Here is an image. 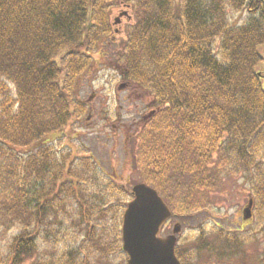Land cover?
<instances>
[{
  "label": "trees",
  "instance_id": "obj_1",
  "mask_svg": "<svg viewBox=\"0 0 264 264\" xmlns=\"http://www.w3.org/2000/svg\"><path fill=\"white\" fill-rule=\"evenodd\" d=\"M118 2L0 0V221L16 229L11 264L39 253L41 241H63L46 264H97L121 248L128 192L91 157L78 161L44 140L87 111L77 97L80 78L112 34ZM130 3L137 18L115 65L157 110L140 135L144 181L173 190L167 200L174 214L191 215L200 209L195 190L246 172L264 220V77L257 70L264 0ZM232 11L246 12V20L234 24ZM213 228L215 240L202 229L188 242L194 249L181 253L180 246L187 263L205 249L237 253L247 238ZM80 232L85 239L68 244Z\"/></svg>",
  "mask_w": 264,
  "mask_h": 264
},
{
  "label": "rangeland",
  "instance_id": "obj_2",
  "mask_svg": "<svg viewBox=\"0 0 264 264\" xmlns=\"http://www.w3.org/2000/svg\"><path fill=\"white\" fill-rule=\"evenodd\" d=\"M124 10H128L131 17L124 16L120 24L113 25L112 34L99 45V52L95 54L92 69L80 78L77 97L87 105V111L81 117L73 116L62 132L50 134L44 140L53 144L58 152L72 150V155L77 156L78 161L82 157H91L102 176L112 179L128 192L127 196L122 197L126 200L125 208H127L128 203L133 200L134 186L140 183L152 186L143 179L137 153L141 132L147 128V121L153 115L146 118L152 110L147 108L152 99L150 94L130 81H124L115 65L121 43L127 38L128 30L137 18L135 11L119 0L111 12L112 21ZM230 16L233 23L239 25L246 20L247 13L232 11ZM259 50L263 60L257 70L264 72V44ZM123 83L125 87L120 88ZM11 86L14 88L13 84ZM27 149L22 148L23 151ZM248 175L242 171L235 174L226 173L222 178L216 179L211 189L195 190L193 202L200 209L195 210L191 215H173L161 232V235L172 233L174 225L181 224L178 245L181 246V253H183L186 249H194L191 247L192 243L188 242H194V239H197L196 235L201 233L202 229L209 240H215L213 233L217 231L213 227L216 223L240 236L247 237L243 241V246L237 253H227V255L205 249L194 254L188 263L184 257L183 262L187 264H264V220L260 217L262 208L253 209V218L247 221L243 219V210L249 199L254 198L255 193L253 181ZM158 192L165 201H168L167 199H170L173 194L175 195L171 189ZM171 208L174 210L173 207ZM15 233L16 229L0 221V264L12 262L11 243ZM61 238L62 235L57 240ZM84 239V233L80 232L74 242L68 241V244H75ZM62 243L63 241L54 245V243L45 244L41 241L39 253L26 256L21 264H46L59 255V251L64 248ZM127 259L122 250L121 241V248L111 254L110 260L98 261V263L126 264Z\"/></svg>",
  "mask_w": 264,
  "mask_h": 264
},
{
  "label": "water",
  "instance_id": "obj_3",
  "mask_svg": "<svg viewBox=\"0 0 264 264\" xmlns=\"http://www.w3.org/2000/svg\"><path fill=\"white\" fill-rule=\"evenodd\" d=\"M129 6L128 4L127 7ZM123 16L130 17L129 11L120 12L114 23L119 24ZM123 87L125 83L120 85V88ZM155 112L156 110H151L146 118ZM133 193L136 198L129 203L124 213L122 228L123 249L129 256L128 264H181L175 255L176 234L181 225H175L173 235L167 238L157 237L161 224L172 215L169 206L157 190L144 183L134 186ZM253 205L254 200L251 198L243 211L245 220L252 217Z\"/></svg>",
  "mask_w": 264,
  "mask_h": 264
},
{
  "label": "flooded vegetation",
  "instance_id": "obj_4",
  "mask_svg": "<svg viewBox=\"0 0 264 264\" xmlns=\"http://www.w3.org/2000/svg\"><path fill=\"white\" fill-rule=\"evenodd\" d=\"M149 104H150V102L148 103V105H147V108H149ZM170 221V219L169 220H167L166 222H164L161 226H160V228H159V232H158V237L159 238H163V237H167L168 235H170L171 233H167L166 235L164 234H162L161 235V232H162V230H163V228L164 227H166V225L168 224V222ZM179 241H180V238H179V235H177V241H176V246H175V251H176V253H178L177 252V248L179 247ZM181 262V261H180ZM182 264V263H181Z\"/></svg>",
  "mask_w": 264,
  "mask_h": 264
}]
</instances>
